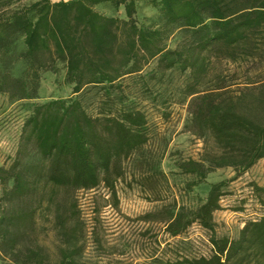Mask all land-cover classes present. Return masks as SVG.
Listing matches in <instances>:
<instances>
[{
  "label": "trees",
  "instance_id": "obj_1",
  "mask_svg": "<svg viewBox=\"0 0 264 264\" xmlns=\"http://www.w3.org/2000/svg\"><path fill=\"white\" fill-rule=\"evenodd\" d=\"M0 0V58L22 38L23 77L0 73V93L35 98L41 74L64 65L70 94L34 105L8 165L0 166V254L11 263L50 264L31 233L46 210L54 215V264H97L84 257L86 220L79 193L103 186L116 195L134 164L146 197L163 201L167 178L150 147L143 100L159 117L186 105L188 130L202 138L198 160L181 159L186 189L230 167L235 177L264 158V0H148L161 22L136 21L138 0H37L8 9ZM123 7L124 18L94 6ZM180 39L169 46L170 37ZM233 177V178H235ZM229 180L211 183L194 207L171 197L166 232L196 223L208 233L209 256L152 257L141 264H264V213L244 222L236 238L217 236L214 213ZM264 205V187L253 185Z\"/></svg>",
  "mask_w": 264,
  "mask_h": 264
},
{
  "label": "rangeland",
  "instance_id": "obj_2",
  "mask_svg": "<svg viewBox=\"0 0 264 264\" xmlns=\"http://www.w3.org/2000/svg\"><path fill=\"white\" fill-rule=\"evenodd\" d=\"M35 1L18 0L8 9L21 8ZM94 9L107 16L126 17L122 6L114 9L110 4L102 3L94 6ZM135 17L142 27L161 22L157 9L148 0L136 1ZM180 37L178 33L173 34L168 45H174ZM23 51L22 38H19L8 54L0 58V73L23 77ZM56 65L54 71L41 74L35 98L10 100L7 94L0 93V166L8 165L14 157L23 121L34 105L70 94L71 88L64 80V65L60 62ZM142 103L150 128L149 149L161 155L160 167L167 178L164 200L159 202L146 197L136 182L137 176L130 174L135 171L134 164L127 166L124 180L115 183V196L103 186L80 192L79 207L87 226L84 257L97 264H141L152 257L171 260L183 255L209 256L212 247L205 230L194 223L180 236L171 237L165 230L166 219L171 211L172 196L178 205L194 207L205 198L210 184L220 180L229 181L227 194L222 197L220 209L213 216L217 236L236 238L245 221L264 213V205L253 190V185L264 187V158L237 177L230 167L216 169L207 174L204 182L187 190L186 182L190 177L179 173L177 162L187 158L198 160L203 153L204 141L188 130L186 105L169 106L168 116L161 118L151 103L147 100ZM31 238L44 246L50 264H54L58 259V240L52 211L46 210L38 218ZM0 264L17 263H11L0 254Z\"/></svg>",
  "mask_w": 264,
  "mask_h": 264
}]
</instances>
